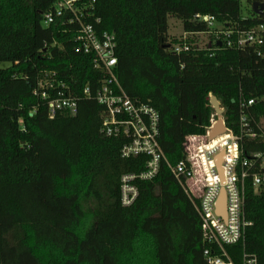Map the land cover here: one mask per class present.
Masks as SVG:
<instances>
[{
    "label": "trees",
    "instance_id": "1",
    "mask_svg": "<svg viewBox=\"0 0 264 264\" xmlns=\"http://www.w3.org/2000/svg\"><path fill=\"white\" fill-rule=\"evenodd\" d=\"M54 1L0 0V264H207L200 218L168 166L184 159L186 138L207 133L210 95L234 134L241 114L264 122V60L253 46L217 47L212 35L210 48L196 49L195 34L210 30L194 17L246 31L264 14L243 17L241 1L264 0H96L98 31L114 35L121 89L159 116L165 161L151 180L131 183L137 196L127 207L121 177L138 176L149 159L123 158L129 140L101 134L105 108L93 96L104 74L74 52L64 27L43 26ZM168 17L192 35L188 52H172L183 40L169 39ZM39 71L57 74L76 98L74 114L48 117L46 101L32 94ZM242 99L256 103L242 112ZM257 152L261 139L244 140L246 157ZM244 217L250 226L225 251L233 264L244 254L264 264V189L247 188Z\"/></svg>",
    "mask_w": 264,
    "mask_h": 264
},
{
    "label": "built area",
    "instance_id": "2",
    "mask_svg": "<svg viewBox=\"0 0 264 264\" xmlns=\"http://www.w3.org/2000/svg\"><path fill=\"white\" fill-rule=\"evenodd\" d=\"M95 3L96 0H55L43 14V26L58 24L64 27L65 32L73 37L74 52L91 57L93 68L104 74L93 96L97 104L105 108L101 134L129 140L121 149L123 158L146 155L149 159L145 170L138 176L121 177L120 202L127 207L137 196V189L131 183L135 179L151 180L157 174L160 163L165 161L157 143L159 116L151 107L132 102L121 89L114 73L117 63L114 35L98 31L101 21L94 16ZM194 20L207 26L210 30L207 34L213 36L215 43H224L229 48L253 46L257 48V58L264 60V24L241 31L225 29L212 16L196 15ZM206 45L211 46V42L201 47L197 44L196 49ZM189 50L190 45L184 39L182 45L173 47L172 52L180 54ZM84 93L89 96V89ZM32 94L46 101L49 118H53L57 112H76V98L55 72L39 71ZM255 103L254 99H242L240 109L247 111ZM212 125L213 119H210V127L206 131ZM257 138L264 143V122L256 125L251 123L247 114H241L238 134L226 128L222 135L213 140L208 139L206 132L204 136L188 137L184 143V159L173 167L167 165L200 218V232L205 245L203 257L207 264H233L225 247L241 242L246 228L250 226L244 217L245 196L248 187L255 191L264 189V152L246 157L243 142ZM219 154L223 155L221 173L215 159ZM221 190L225 194L224 219L216 214V202ZM242 263L258 264L255 257L247 254L243 255Z\"/></svg>",
    "mask_w": 264,
    "mask_h": 264
},
{
    "label": "water",
    "instance_id": "3",
    "mask_svg": "<svg viewBox=\"0 0 264 264\" xmlns=\"http://www.w3.org/2000/svg\"><path fill=\"white\" fill-rule=\"evenodd\" d=\"M251 10L253 12V14L260 16L263 14V10H264V4H260V3H253L251 5ZM217 47H220L221 44L219 42L216 43ZM208 48H210V45L208 46ZM208 101H209V105L211 107V109L214 112V115L216 116V121L215 123L211 126V128L209 129L208 132V139L209 140H213L216 137L222 135L225 132L226 126L224 123V109L221 108L219 101L212 95H210L208 97ZM223 155L219 154L216 156V167L218 169V172L221 173L220 170V162L222 160ZM216 214L221 217L222 219L225 218V194L224 191L221 190L220 195L217 199L216 202Z\"/></svg>",
    "mask_w": 264,
    "mask_h": 264
},
{
    "label": "rangeland",
    "instance_id": "4",
    "mask_svg": "<svg viewBox=\"0 0 264 264\" xmlns=\"http://www.w3.org/2000/svg\"><path fill=\"white\" fill-rule=\"evenodd\" d=\"M240 9H241V15L243 17L250 16L251 7L249 6V4L247 2L241 1ZM167 25H168V37L170 40L171 39L184 40V39L189 38V37H186V35L183 33L182 24L179 20L172 18V17H168L167 18ZM208 37H209L208 34L197 35L195 37L196 43L201 47V46H203V44L208 42ZM211 119H213V122H214L216 119V116L212 115Z\"/></svg>",
    "mask_w": 264,
    "mask_h": 264
},
{
    "label": "bare ground",
    "instance_id": "5",
    "mask_svg": "<svg viewBox=\"0 0 264 264\" xmlns=\"http://www.w3.org/2000/svg\"><path fill=\"white\" fill-rule=\"evenodd\" d=\"M215 121H216V119H215ZM215 121L213 122V124L215 123ZM208 132H209V130H207V135H208Z\"/></svg>",
    "mask_w": 264,
    "mask_h": 264
}]
</instances>
